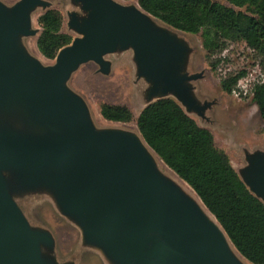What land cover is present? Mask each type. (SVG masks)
I'll return each mask as SVG.
<instances>
[{
  "label": "water",
  "instance_id": "obj_1",
  "mask_svg": "<svg viewBox=\"0 0 264 264\" xmlns=\"http://www.w3.org/2000/svg\"><path fill=\"white\" fill-rule=\"evenodd\" d=\"M73 2L83 16L68 13L67 27L78 37L59 50L54 64L44 66L23 39L39 34L32 15L51 4L0 0V110L68 131L42 136L37 129L11 132L0 124V264H59L45 256L55 249L52 234L32 227L17 201L35 193L47 195L80 231L84 246L97 250L108 264H250L203 203L214 221L158 171L140 133L95 128L84 98L66 86L81 65L93 63L97 73L107 74L112 63L105 56L131 51L136 77L146 84L144 107L172 93L186 115H200L204 106L188 87L198 75H181L185 46L154 26L153 17L139 6ZM9 170L34 178L18 187L4 177ZM240 180L264 205L263 154L248 157Z\"/></svg>",
  "mask_w": 264,
  "mask_h": 264
},
{
  "label": "rangeland",
  "instance_id": "obj_2",
  "mask_svg": "<svg viewBox=\"0 0 264 264\" xmlns=\"http://www.w3.org/2000/svg\"><path fill=\"white\" fill-rule=\"evenodd\" d=\"M2 1L11 5L18 0ZM46 1L51 4L48 9L56 10L61 14L63 19L61 31L69 35L72 42L78 35L68 29L67 15L74 12L82 17L83 13L79 4H75L73 0ZM114 1L128 7H138L137 0ZM211 1L230 7L225 0ZM44 11L46 10L38 8L32 15V28L37 29L38 33L41 28L37 19ZM151 20L154 26L169 32L177 42L185 46L186 52L181 63V75H198L196 80L188 82V87L191 89V95L196 103L204 106L200 115L189 112V116L199 127L207 129L212 134L215 147L225 152L234 171L242 178L247 167L248 157L255 153L264 155V123L260 118L256 104L252 101L253 85L264 80V71L261 69L259 57L244 42L240 41L228 42L222 52L208 56L202 47L200 34H187L169 28L154 18ZM38 36L39 34L23 39L29 54L44 66L54 64V59L44 58L37 50ZM131 57V51L105 56V59L112 63V68L107 74H102L99 71L97 73L98 67L93 63L81 65L71 75L66 85L69 90L77 92L84 98L90 119L97 129L112 128L139 135L136 119L146 103V100L142 98L146 84L142 79L138 80L136 77L137 71ZM212 63L215 65L213 66ZM240 71H246V75L238 80L232 93L223 92L220 86L221 80ZM158 98H170L179 103L172 93L166 97ZM105 104L125 106L130 111L129 120L115 123L104 119L101 116V108ZM21 120L24 122L21 123ZM34 122L28 115L25 116L21 113L6 115L4 111L0 110V124L7 125L9 128H6L11 132L32 134L34 129H37L42 133V136L51 135L53 131H59V135L62 132L68 133L63 126L57 130L46 123L41 126L37 124L39 122ZM69 132L73 133L72 130ZM151 153L156 162L158 161V171L165 177H168L167 174L173 177L189 192L187 193L189 197L197 199L195 193L190 188L188 189L165 164L164 168L162 161L152 151ZM4 177L6 180H14L16 183L13 185L20 187L24 179L34 178V175L30 172L21 173L9 170L4 174ZM17 201L32 227L46 229L52 234L55 249L53 252L51 251L52 253L45 252V256L52 260L55 259L59 264L67 262L108 264L97 250L84 246L80 231L59 214L47 195L43 193L27 194Z\"/></svg>",
  "mask_w": 264,
  "mask_h": 264
},
{
  "label": "trees",
  "instance_id": "obj_3",
  "mask_svg": "<svg viewBox=\"0 0 264 264\" xmlns=\"http://www.w3.org/2000/svg\"><path fill=\"white\" fill-rule=\"evenodd\" d=\"M225 1L230 7L211 0H137V4L177 31L200 34L208 56L222 52L228 42H244L259 57L264 71V0ZM62 21L56 10H47L37 19L41 31L36 48L48 60L71 42L61 31ZM245 75L240 71L221 80L222 91L232 93ZM252 101L264 123V81L253 85ZM101 116L125 122L130 111L105 104ZM136 127L162 163L215 217L237 252L250 264H264V205L240 180L225 152L215 147L212 134L170 98L144 107Z\"/></svg>",
  "mask_w": 264,
  "mask_h": 264
},
{
  "label": "bare ground",
  "instance_id": "obj_4",
  "mask_svg": "<svg viewBox=\"0 0 264 264\" xmlns=\"http://www.w3.org/2000/svg\"><path fill=\"white\" fill-rule=\"evenodd\" d=\"M157 165H158V161H157ZM161 165V164H160ZM164 164L162 163V166H163ZM158 167H159V165H158ZM164 167V166H163ZM165 168V167H164ZM166 174V173H165ZM167 176L169 177V178H171L172 180H174L180 187H181V189L183 190V191H185L186 193H189V192H187L173 177H171L170 175H168L167 174ZM177 177V176H176ZM179 179V178H178ZM180 180V179H179ZM181 181V180H180ZM182 182V181H181ZM182 183H184V182H182ZM185 184V183H184ZM186 185V184H185ZM187 187H188V189H189V186L188 185H186ZM193 197V196H192ZM197 197V196H196ZM196 201H197V203L200 205V207L204 210V212L209 216V218L211 219V220H213L214 221V219H213V217H212V215L210 214V213H208V211L205 209V207L202 205V203H201V201L198 199V197H197V199L196 198H194ZM245 261V260H244Z\"/></svg>",
  "mask_w": 264,
  "mask_h": 264
},
{
  "label": "built area",
  "instance_id": "obj_5",
  "mask_svg": "<svg viewBox=\"0 0 264 264\" xmlns=\"http://www.w3.org/2000/svg\"><path fill=\"white\" fill-rule=\"evenodd\" d=\"M264 81V80H263ZM260 82H262V81H258V82H256V83H260ZM253 88V87H252Z\"/></svg>",
  "mask_w": 264,
  "mask_h": 264
},
{
  "label": "flooded vegetation",
  "instance_id": "obj_6",
  "mask_svg": "<svg viewBox=\"0 0 264 264\" xmlns=\"http://www.w3.org/2000/svg\"><path fill=\"white\" fill-rule=\"evenodd\" d=\"M1 1H2V0H1ZM15 2H17V1H15ZM15 2H14V3H15ZM4 3H5V2H4ZM14 3H12V4H14ZM5 4H6V3H5ZM12 4H11V5H12Z\"/></svg>",
  "mask_w": 264,
  "mask_h": 264
}]
</instances>
